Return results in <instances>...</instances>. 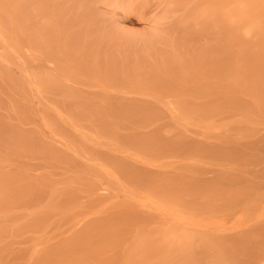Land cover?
Masks as SVG:
<instances>
[{"label": "bare ground", "instance_id": "6f19581e", "mask_svg": "<svg viewBox=\"0 0 264 264\" xmlns=\"http://www.w3.org/2000/svg\"><path fill=\"white\" fill-rule=\"evenodd\" d=\"M0 264H264V0H0Z\"/></svg>", "mask_w": 264, "mask_h": 264}, {"label": "rangeland", "instance_id": "374dc122", "mask_svg": "<svg viewBox=\"0 0 264 264\" xmlns=\"http://www.w3.org/2000/svg\"><path fill=\"white\" fill-rule=\"evenodd\" d=\"M132 19H127L126 21L127 22H125V25L126 26H128L129 28H134V29H136V28H141L140 26V21H139V19H137L136 17H131ZM17 73V72H16ZM29 125V124H28ZM147 130H149V129H147ZM192 135L193 134H195V133H191ZM194 136V135H193ZM250 145V144H249ZM208 174H210V173H208ZM106 189V188H105ZM105 189L104 190H102L103 192H105ZM107 192V191H106ZM84 219H87V218H84ZM84 219H82L81 220V222H83L84 221ZM80 222V225H83V223H81Z\"/></svg>", "mask_w": 264, "mask_h": 264}]
</instances>
